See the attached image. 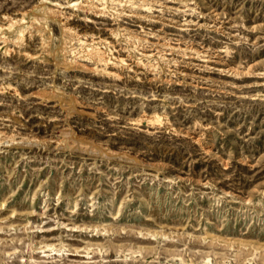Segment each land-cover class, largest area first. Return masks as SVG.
Here are the masks:
<instances>
[{"label": "rangeland", "instance_id": "1", "mask_svg": "<svg viewBox=\"0 0 264 264\" xmlns=\"http://www.w3.org/2000/svg\"><path fill=\"white\" fill-rule=\"evenodd\" d=\"M0 264H264V0H0Z\"/></svg>", "mask_w": 264, "mask_h": 264}, {"label": "bare ground", "instance_id": "2", "mask_svg": "<svg viewBox=\"0 0 264 264\" xmlns=\"http://www.w3.org/2000/svg\"><path fill=\"white\" fill-rule=\"evenodd\" d=\"M53 9H49L48 12L51 13L53 12ZM17 20L11 21L8 25V27H10L14 22H16ZM67 28V27H66ZM86 54L93 56L95 59L97 60H103L106 61L104 55H103V51H101L98 47L96 46H91L89 48L86 49ZM85 67V66H84ZM86 69V67H85ZM89 70V69H88ZM62 132V131H61ZM65 132V131H64ZM62 132V133H64Z\"/></svg>", "mask_w": 264, "mask_h": 264}]
</instances>
